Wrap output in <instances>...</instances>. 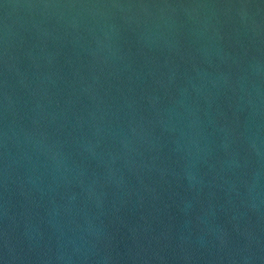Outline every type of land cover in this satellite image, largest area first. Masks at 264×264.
<instances>
[{
	"label": "water",
	"instance_id": "95a60500",
	"mask_svg": "<svg viewBox=\"0 0 264 264\" xmlns=\"http://www.w3.org/2000/svg\"><path fill=\"white\" fill-rule=\"evenodd\" d=\"M0 264H264V0H0Z\"/></svg>",
	"mask_w": 264,
	"mask_h": 264
}]
</instances>
